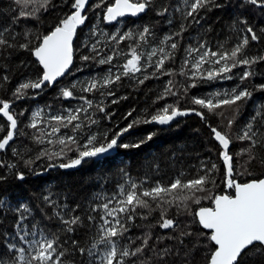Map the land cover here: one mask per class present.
I'll return each mask as SVG.
<instances>
[{
    "label": "trees",
    "instance_id": "16d2710c",
    "mask_svg": "<svg viewBox=\"0 0 264 264\" xmlns=\"http://www.w3.org/2000/svg\"><path fill=\"white\" fill-rule=\"evenodd\" d=\"M74 0H51L47 10L40 9L35 15L38 19H21L18 24H12L13 17L17 15L19 6L14 4V0H0V29L11 25L13 30L18 33H24L26 29H31L34 35H46L57 26L61 20L70 15L74 9L71 4ZM182 0H154L151 8L138 20H125V28L130 27V32L134 38L125 39L119 45L111 40L114 27L104 26L99 14L104 15L106 6L114 3V0H105L101 7H95L101 3V0H90L84 15L87 16L85 23L80 26L77 32V38L74 46V66L69 74L59 81L53 88H43L41 92L34 90L28 91L27 98L16 99L13 92L21 82L26 79H36L42 71L39 64L35 61L30 52L23 50H0V100L11 102V109L17 120V135L9 146L0 151V176L6 179L0 181V197H5L11 202L12 207L20 203H26L33 210L35 222L39 228H43L45 233L51 238L53 233L60 237V247L58 250L64 251L65 256L62 258L65 264H82L86 257H81L78 252H74L70 240L64 243L67 235L59 230L63 227L58 220H48L44 212L52 215L53 208L45 205L43 197L52 194V198L63 206L67 204L69 208H75L79 205L77 213L84 220L85 227L77 228L72 238L79 241V247L89 248L97 236V226L101 224L100 216L103 215L102 209L96 212L91 211V207L101 205L106 200L102 196L112 198L118 195L119 187L125 185L130 177L143 188L154 187L157 183L168 185L175 178L179 177L185 181L194 178L203 165L215 163L219 166L220 171L215 173L216 186L212 188L211 195L232 194L233 190L228 189L223 182L224 166L219 156L222 151L217 141L214 140L210 127H217L221 132H227L232 138L230 150L234 156V166L238 173H244L247 167L251 175L237 174L236 180L243 183L251 180L264 178V165L258 161L261 155H264V148L254 149L257 154V160L251 164H246L248 157L244 155L237 156L240 152L249 146L248 141L237 139L252 118L257 109L264 112V91L259 86L264 85V62L255 64L250 69L254 74L246 80H241V75L249 69L237 67L228 73L231 79L217 78L215 80H190L187 76L173 75L166 76L160 73H154V68L148 66V55L153 48H159L161 41L165 36L173 35L180 30L181 23H184L187 30L182 36L175 39L179 42L178 50L174 57L166 61L165 68L179 72L184 60L187 57L186 49L189 47H198L199 43L206 42V46L213 51L220 50V46L232 48L240 42L245 35L240 31L243 25H238L236 30L230 27L237 16L246 18L250 25L260 36V40L250 41L245 49L247 57H259L264 55V10L247 6L240 8L239 0H217L229 4L225 8H212L211 11L201 10L200 23L183 20L182 13L188 9L182 5ZM168 8L165 15H157L158 11ZM211 7V6H209ZM180 9V11H177ZM32 9L29 8L28 11ZM199 19V17H198ZM171 21V23H169ZM147 26L151 30V35L147 38V43H141L136 48L138 53L142 54L141 65L142 71L136 73L134 78L122 77L121 81L111 85L110 89H101L91 93L83 92L81 85L92 80H102L109 72L118 74L123 71L122 65L130 58L133 47H136L138 41L137 33L141 32ZM7 35V34H6ZM17 43H22V36L17 37ZM95 44L99 53H93L91 46ZM87 45V47L85 46ZM131 45V47H129ZM166 51H171L166 48ZM116 53L111 64L100 65L97 61L103 56ZM84 55L92 56L93 59L84 61ZM159 57H153L152 63ZM190 67V66H189ZM218 68L219 65H204V75L206 70ZM189 71V69H185ZM8 76L7 81L3 80ZM144 80L143 84L138 83L139 79ZM158 77V78H157ZM169 80L173 82V91H178V95L168 94L164 99H158L163 94L165 86ZM193 82L196 87H189ZM76 85L75 88L72 86ZM187 88V91H185ZM62 89H69L73 92V98H64ZM233 89L237 92L247 89L252 92V97L246 101L239 102V111L236 106L223 107L216 110V114H208L206 109H200L198 105L192 103L196 98H225V93H231ZM114 92V95H101V92ZM219 93V96L216 94ZM85 97L92 101V107L88 108L84 104ZM126 97V98H125ZM118 101L113 103V101ZM174 105L181 110L196 109L205 114L206 119L202 120L194 112L189 115L177 117L168 125H158L155 123H144L145 119H150L163 106ZM102 106L104 111H99ZM38 107L43 114V123L40 128L50 131V117L63 115L67 116L69 112H75L80 108H86V112H80V119L77 121L81 124V129L74 130L72 126L64 128L61 126L59 135L65 137H75L78 145H83L92 136L97 137L96 143H105V137L111 139L116 133L120 132L133 120L138 121L134 126L122 136L120 142L127 144L140 143L139 148L116 149L102 156L89 159L80 166L72 169H61L59 167H49L50 164L59 165L67 163L70 159L77 157V145L61 146L58 142L48 144L46 141L49 137H42L44 142L38 143L35 137L39 134V129H32L29 124L32 121L33 111ZM131 112V116L128 113ZM22 113V114H21ZM234 118L231 129L227 127L228 120ZM92 121H95L93 123ZM55 126V122L51 121ZM8 122L6 118L0 116V138L6 135ZM253 131L257 133L254 138H259L264 133V127L259 126V122L254 124ZM152 135L151 140L147 137ZM56 141L57 137H50ZM64 147V152H61ZM69 147L72 150H69ZM45 151L61 152V158L42 155ZM16 153L15 155L13 153ZM26 161L31 164L26 165ZM15 165L9 169L8 165ZM123 169L129 174L124 176L121 172ZM17 173H23L25 179L20 181L16 179ZM202 174V173H201ZM204 195V194H201ZM211 207L212 201L204 199L199 205L190 204V211L194 213L199 207ZM167 215L169 218L177 220L180 228L184 229L185 225L193 219L192 215L185 212L177 215L176 207H169ZM155 208V205H153ZM61 210L66 211L61 208ZM138 213L147 214L148 219H141L137 215L134 222H130V230L126 233L127 237L135 239L142 237L146 232L152 234L153 239L149 241L150 247H155L159 252L165 246L172 249V254L165 258L166 264H186L190 258L185 252L192 247L189 240L181 246L174 239H165L166 236H175L177 233L172 230H163L159 228L157 221L160 217V210L157 209L148 212L147 209H137ZM92 215L95 220L89 224L86 217ZM16 215L8 212L6 215H0V255L5 259H12L6 249V240L15 234L13 224ZM32 221V218L29 219ZM197 228L192 224V229ZM5 233L8 234L5 237ZM157 238L161 242L157 243ZM124 243V241H122ZM140 241L137 240L136 244ZM135 247V245H133ZM179 250V255L176 254ZM156 252L150 249L145 250V254L140 257H134L137 264L144 260L146 264H162L156 255ZM193 264H205V253L198 249L195 253ZM98 259V257H96ZM131 264V261L128 262ZM247 264H264V257H249Z\"/></svg>",
    "mask_w": 264,
    "mask_h": 264
},
{
    "label": "snow or ice",
    "instance_id": "6c2138e0",
    "mask_svg": "<svg viewBox=\"0 0 264 264\" xmlns=\"http://www.w3.org/2000/svg\"><path fill=\"white\" fill-rule=\"evenodd\" d=\"M153 2L154 0H114V3L106 6L104 20L112 23L121 17H136L151 8ZM87 3L88 0H74L71 4L74 11L61 20L46 35H34L31 29H26L21 34L15 32L11 25L0 29V50L18 49L30 52L42 70L36 79H26L19 84L13 92V96L16 99L27 98L29 90H42L43 88L52 86L59 77L64 76L68 71L73 63V38L76 35L77 28L83 25L87 19L86 15H82ZM103 3H105V0H101V3L96 4L95 7H101ZM183 3L188 9L182 13L183 20L188 21L191 18L190 23L194 22L197 24L200 23V19H203L200 16L201 10L211 11L212 8H225L229 6V4L224 2L218 3L217 0H183ZM14 4L19 6V10L17 15L13 17L12 24H18L21 19H38L35 13L40 9L47 10L51 4V0H14ZM247 6L264 10V0H239L238 7L243 9ZM29 8L32 10L28 11ZM177 11H180V9H177ZM167 12L168 8L165 7L161 11H158L157 15L163 16ZM238 25H243L240 31L245 33L238 44L230 49L221 45L220 50L217 51L208 48L206 42L199 43L198 47H189L186 49L187 57L181 66V70L177 73L174 70L165 68V64L166 61L174 57L175 52L178 50L179 42L175 38L182 36L183 32L187 30L186 25L181 23L179 31L173 35L165 36L161 41V46L151 50L148 55V66L154 68L153 75L156 73L166 76L178 74L187 76L193 81L200 79L211 81L217 78L231 79L232 77L228 76V73H231L234 68L245 67L249 70L242 73L241 80H246L254 74L250 70L252 66L264 62V55L259 57H247L245 55V49L248 47L250 41L258 42L260 36L242 15L237 16L230 27L232 30H236ZM260 31L264 32V28ZM136 35L139 42L136 44V47L132 48L130 58L122 65L123 71L118 74L109 72L102 80L86 82L81 85L83 92L91 93L100 91L101 89H110L111 85L121 81L122 77L134 78L136 73L142 71V54L138 53L136 48L140 47L141 43H147L151 30L145 26ZM19 36L23 38L22 43L16 42ZM133 38L132 32H128L125 35L111 36V40L115 41L117 45L125 39L131 40ZM85 46L87 47V45ZM166 48H170L171 51H166ZM91 51L99 53V49L95 44L91 46ZM115 55L116 53L103 56L97 63L100 65L111 64ZM157 56L159 58L153 64L152 59ZM82 59L89 61L93 57L84 55ZM204 65H219V67L206 70L207 74L205 76L204 71H202ZM185 69H189V71L186 72ZM8 79V76L3 77L4 81ZM146 79H148V76L139 79L138 83L143 84ZM196 86L195 82L189 85L192 88ZM72 87L75 88L76 85ZM173 87L172 80H169L163 94L158 99H164L168 94L178 95V91H173ZM259 88L261 91H264V85H260ZM185 91H187V88H185ZM104 94L114 95V92H101V95ZM219 95V93L216 94V96ZM62 96L64 98H73V92L69 89H62ZM224 96L225 98L222 99L194 97L192 103L198 105L200 109H206L208 114H216L217 109L225 106H236V111L238 112L239 102L250 99L252 92L247 89L237 92L236 89H233L231 93H225ZM80 98L84 100V104L88 108L92 107L91 100L85 97ZM117 102L116 100L113 101V103ZM98 107L99 111H104L102 106ZM10 109L11 102L0 100V116L6 118L8 122L6 135L0 138V151H4L17 135L18 120ZM82 111L86 112L87 109H77L75 112H69L67 116L57 115L50 117V131L40 128V124L43 123L42 112L37 111L33 114L29 127L39 129V134L35 137L38 143L44 142L42 137H49L46 141L48 144L58 142L61 146L77 145L76 151L78 154L76 158L59 165L50 164L49 167H59L61 169L76 168L86 160L98 158L112 150L139 148L143 143V141L134 144L120 142V136L128 132L134 124L138 123L136 120L129 123L110 140L105 137V143H96L97 137L92 136L85 144L78 145L75 137L60 136L61 126L64 128L72 126L74 130L81 129L82 126L77 121H79V113ZM190 112H194L202 120L206 119L205 114L201 111H197L196 109L181 110L179 107L169 104L151 115L150 119H145L144 123L168 125L177 117L189 115ZM131 114L129 112L128 116H131ZM51 121L55 122V126L51 125ZM92 122L95 123V121ZM257 122H259L260 127H264V112L260 109H257L250 122L246 124L242 135L237 137L240 141L249 142L248 147L236 153L237 156L244 155L248 157L245 162L246 164H251L257 160V154L254 149L258 147L264 148V133H261L259 138H254L257 136V133L253 131V128ZM233 123L234 118L229 119L227 127L231 129ZM209 127L214 140L218 142L222 149L219 156L224 166L223 182L228 189L233 190L234 195L210 194L212 188L217 183L215 173L220 171L219 166L215 163L203 165L200 172L194 178L187 181L177 177L168 185L157 183L154 187L150 188H143L141 184H137L129 177L127 187L121 185L118 195L113 196L111 199L106 198V202L101 205L91 207L92 212L102 209L103 215L100 216L102 223L97 226V236L89 248L79 247V241L70 235L74 234L77 228L85 227L81 216L75 214L79 205L75 208H69L67 204L61 206L57 200L52 198V194L49 193L42 199L47 207L53 208V213L52 215H48L45 211V217L48 220L55 218L63 225L59 231L67 235L64 243H68L70 240L74 252H78L81 257L87 258L86 264H128L129 261H131V264H137V261L133 260V258L143 256L146 249L156 252L155 247H150L149 245V241L153 239L150 232H146L142 237H136L135 239L126 236V233L130 230V222H134L137 215L141 219H148L147 214L137 212L138 208L147 209L149 213L157 209L160 210V217L157 221L159 228L172 230L177 233L175 236H166L164 237L165 239H174L181 246H184L185 241L191 238L192 247L185 252V255L190 257L186 261V264H193L195 260L194 253L198 249L205 253V264H247L249 257H264V178L243 183L238 182L235 178L237 174L247 173L251 175V173L247 167L244 168V173L237 172L234 166V156L230 150L232 138L229 133L221 132L217 127ZM0 131H3V128H0ZM52 136L57 137L56 141L50 138ZM152 138V135H149L147 140H151ZM69 150L72 149L69 147ZM61 152H64V147H61ZM61 152L49 153L45 151L42 155H48L49 158L57 157L62 159ZM13 154L15 155L16 153L14 152ZM258 162L264 165V155H261ZM25 163L28 165L31 164V161H26ZM0 166L3 165L0 164ZM14 167L15 165H8L9 169ZM121 172L124 176H129L123 169H121ZM4 179H6L5 176H0V181ZM16 179L23 181L25 175L17 173ZM204 199L211 200L213 206H201L197 211L192 213L190 211V204L199 205ZM153 205H155V208H153ZM164 205L176 207L178 210L177 215L181 214V212L192 215V221L186 224L184 229H181L177 220L168 217V209ZM61 208L66 211L61 210ZM8 212L16 215V220L13 224L15 235L12 239L18 238L20 244L18 245L6 240V249L11 254L12 259L8 260L0 255V264H65L62 258L65 256L66 250H58L60 247L59 235L53 233L50 238L43 228H39V231H37L38 225L35 222L33 210L28 204L20 203L18 206L12 207L11 202L7 198L0 197V215H6ZM30 218H32L31 229L25 223ZM86 219L91 224L95 220V217L88 215ZM192 224L197 225L195 230L192 229ZM7 236L8 234L5 233V237ZM29 236L32 239H28ZM37 236L39 237L38 239L36 238ZM137 240L140 241L139 244H136ZM156 242L160 243L161 238H157ZM22 245H27V248ZM171 254L172 249L168 246L156 252L162 264H166L165 258ZM176 254L179 255V250H177ZM69 264H72V262H69ZM82 264H85V262H82ZM139 264H146V262L141 260Z\"/></svg>",
    "mask_w": 264,
    "mask_h": 264
},
{
    "label": "rangeland",
    "instance_id": "374dc122",
    "mask_svg": "<svg viewBox=\"0 0 264 264\" xmlns=\"http://www.w3.org/2000/svg\"><path fill=\"white\" fill-rule=\"evenodd\" d=\"M181 3L183 4L182 6L185 8V5H184V3H183V0H182ZM186 9H187V8H186ZM101 14H102V13L99 14V17H101V20L103 21V25H104V26L108 25V26H113V27H114L113 35H125V34H127L128 32H130V27H126V28H125V20L120 21V22H115V21H113L112 23H108V22H106V21L104 20V15L101 16ZM37 111H41V109L38 108V107H36V108L34 109V111H33V114H34L35 112H37ZM41 112H42V111H41ZM42 116H43V114H42ZM127 184H128V182H127L124 186L127 187ZM106 198H107V197H106L105 195L101 197L102 200H106ZM108 199H111V198H108ZM105 202H106V201H105ZM113 203H115V201H113ZM110 206H111V205H110ZM109 219H110V218H109ZM25 223H26V224L29 226V228L31 229V223H32V221H26ZM101 223H102V222H101ZM37 231H39L38 228H37ZM14 235H15V234H14ZM14 235H11V236L9 237V242H11V243H16V244L19 245L20 242H19V239H18V238H16V239H12V237H13ZM36 238L38 239L39 237L37 236ZM28 239H32V237L29 236ZM22 246H24L25 248H27V245H22ZM100 247H102V246H100ZM97 251H98V249H97Z\"/></svg>",
    "mask_w": 264,
    "mask_h": 264
},
{
    "label": "water",
    "instance_id": "95a60500",
    "mask_svg": "<svg viewBox=\"0 0 264 264\" xmlns=\"http://www.w3.org/2000/svg\"><path fill=\"white\" fill-rule=\"evenodd\" d=\"M89 1L90 0H88V3L86 4V7H85V11L82 13V15H84L85 14V12H86V10H87V7H88V5H89ZM146 12H147V10H146ZM145 12V13H146ZM145 13H142V14H140V15H138V16H136V17H132V16H125V17H121V18H118L115 22H120V21H123V20H138V19H140ZM81 26V25H80ZM80 26L77 28V32H78V30L80 29ZM77 32H76V35L74 36V38H73V63H72V65L70 66V68L68 69V71L65 73V75L64 76H62V77H59L58 78V80L52 85V86H49V88H53L59 81H61L64 77H66L68 74H69V72H70V70L73 68V66H74V46H75V42H76V38H77ZM35 58V57H34ZM36 61V60H35ZM37 62V61H36ZM38 63V62H37ZM43 90V89H42ZM42 90H34V91H36V92H41ZM239 182V181H238Z\"/></svg>",
    "mask_w": 264,
    "mask_h": 264
},
{
    "label": "bare ground",
    "instance_id": "6f19581e",
    "mask_svg": "<svg viewBox=\"0 0 264 264\" xmlns=\"http://www.w3.org/2000/svg\"><path fill=\"white\" fill-rule=\"evenodd\" d=\"M212 68H214V67H212Z\"/></svg>",
    "mask_w": 264,
    "mask_h": 264
}]
</instances>
